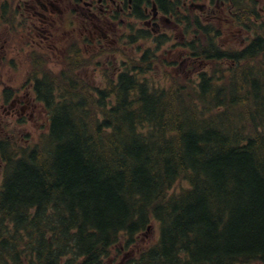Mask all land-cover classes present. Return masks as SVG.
I'll return each instance as SVG.
<instances>
[{
  "label": "trees",
  "instance_id": "1",
  "mask_svg": "<svg viewBox=\"0 0 264 264\" xmlns=\"http://www.w3.org/2000/svg\"><path fill=\"white\" fill-rule=\"evenodd\" d=\"M259 27L247 47L215 53L253 61L227 82L201 74L194 88L171 79L163 89L121 73L106 99L109 89L90 93L78 78L38 79L49 130L5 157L0 264H105L120 234L151 218L160 238L132 264H264V19ZM181 177L190 186L168 195Z\"/></svg>",
  "mask_w": 264,
  "mask_h": 264
},
{
  "label": "flooded vegetation",
  "instance_id": "2",
  "mask_svg": "<svg viewBox=\"0 0 264 264\" xmlns=\"http://www.w3.org/2000/svg\"><path fill=\"white\" fill-rule=\"evenodd\" d=\"M142 3V0H23V9L26 12L23 13V21L28 26L27 39L32 44L55 47L58 50L57 45L61 44L58 31L69 16L71 25L75 24L79 31L78 41L82 43L83 49L95 45L123 49L126 44H131L136 39L137 25L142 24ZM218 5L217 1L216 6ZM204 11H214L210 1L205 3ZM144 12V17H147V7ZM157 16L162 22L167 21L165 16L154 11L144 25L151 27V30H158L160 23L156 21ZM127 28L130 31L128 35L125 34ZM20 101L21 98L17 97L9 106L17 114H23L30 105L29 99L25 97L23 104L17 109L14 108L15 102Z\"/></svg>",
  "mask_w": 264,
  "mask_h": 264
},
{
  "label": "rangeland",
  "instance_id": "3",
  "mask_svg": "<svg viewBox=\"0 0 264 264\" xmlns=\"http://www.w3.org/2000/svg\"><path fill=\"white\" fill-rule=\"evenodd\" d=\"M1 2V0H0ZM254 4L258 7L264 8V0H254ZM223 13L221 14V16ZM203 18V17H202ZM215 18H211L209 20H213ZM204 21V20H203ZM215 25H218L219 28L222 31V37H221V43L229 44L232 43V41L239 42L240 37L239 36H233V28L232 26H228L224 19L218 20L217 22H214ZM4 23H0V81L2 79L3 84L0 83V94L4 86H12V87H21V83L24 80L25 76V68L28 67L25 65L20 66H14L13 64L9 63L11 60V57H14V60H18V54L15 52V47L13 43L11 42V33L10 30L5 27ZM78 29H74L71 31V34H77ZM162 31H164V34H170L172 41H175V38L179 37L180 43L184 42V37L182 36V29L179 28L177 24H175L173 21H170L167 26H162ZM68 37V36H66ZM18 40L21 41V37L18 35ZM16 43V42H14ZM242 44V43H241ZM147 46V44H141L140 49ZM170 44H167L165 47L168 48ZM94 47L89 49L90 51ZM127 51V50H126ZM173 53H177V50H173ZM132 55H139V51L135 50ZM52 56V57H51ZM50 61L55 63L48 62L49 66L56 67L58 66L56 64L57 59L53 57V55H50ZM19 60H21V56L19 57ZM103 68L107 66V64L101 65L97 68H94L92 66L88 68H84L81 71V78L85 79V81L91 86L95 85L96 83H100V72ZM104 68V69H105ZM55 70H58L55 68ZM197 70L196 72H198ZM58 71H55L57 73ZM188 73V72H186ZM170 74L175 75L173 72V69L170 68ZM177 77V76H176ZM189 79L196 80V76L193 72H189ZM102 88L104 85H100ZM94 88H99L94 87ZM25 90L29 91V94H32V90L30 91L28 87L23 89V91L20 93V96L25 92ZM34 97V95H32ZM2 97L0 95V103H2ZM35 103L38 105L36 106V111L34 112V116H30L29 113H31L32 110L28 109L25 110L23 113L24 116L19 117L18 119L15 116H12L7 113L8 107L5 104L4 109H0V138H6L8 140L12 139V141L16 142L17 144H22L24 146L27 145V148L32 145H38L40 142V139L43 138L45 131L48 127L47 123V116L46 112L43 109L42 105L35 101ZM40 104V106H39ZM18 106V105H17ZM15 113V112H14ZM17 116L22 115V113L16 114ZM0 173H1V162H0ZM0 174V179H1ZM187 183L185 181H178L172 188L171 193H178L181 189H183ZM151 228L149 230H146L144 232H141L139 236L137 237L135 244L131 248H125L124 250H121L120 252H117L116 249H114L112 252L114 253V258L117 261H113L112 259L111 264H118V260L122 258L121 264H124L128 261L129 257L126 256L127 253L134 252L135 250H132L134 246L138 247L139 250L141 247H146L147 245L154 243L158 238V229L156 224L153 222L151 223ZM122 243H119L121 245ZM132 255V254H131ZM130 255V257H131Z\"/></svg>",
  "mask_w": 264,
  "mask_h": 264
},
{
  "label": "bare ground",
  "instance_id": "4",
  "mask_svg": "<svg viewBox=\"0 0 264 264\" xmlns=\"http://www.w3.org/2000/svg\"><path fill=\"white\" fill-rule=\"evenodd\" d=\"M231 56V55H230ZM260 57V56H259ZM206 83V82H205ZM262 86V85H261ZM259 89V88H258ZM44 96V95H43ZM259 97V96H258ZM238 99V98H237ZM244 99V98H243ZM233 101V100H232ZM51 102V101H50ZM259 104V103H258ZM262 104V103H261ZM244 111V110H243ZM252 113V112H251ZM254 115V114H253ZM248 116V115H247ZM244 118V117H242ZM220 120V119H219ZM229 121V120H228ZM127 125V124H126ZM124 146V145H123ZM88 148V147H87ZM56 150V149H55ZM115 156V155H114ZM169 161V160H168ZM168 164V163H167ZM166 166V165H165ZM165 169V168H164ZM167 171V170H166ZM176 171V169H175ZM175 171H172V172H175ZM140 213V212H139ZM21 219V218H20ZM31 223V222H30ZM79 229V228H78ZM131 230V229H130ZM228 254V253H227ZM176 259V258H175ZM218 259V258H217ZM49 260V259H48ZM229 260V259H228ZM46 261V260H45Z\"/></svg>",
  "mask_w": 264,
  "mask_h": 264
}]
</instances>
